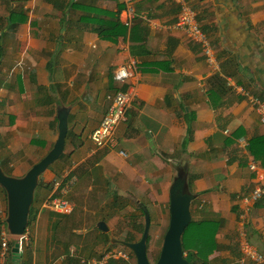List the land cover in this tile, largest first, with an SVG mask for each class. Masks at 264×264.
I'll list each match as a JSON object with an SVG mask.
<instances>
[{
    "label": "crops",
    "instance_id": "0c3cea01",
    "mask_svg": "<svg viewBox=\"0 0 264 264\" xmlns=\"http://www.w3.org/2000/svg\"><path fill=\"white\" fill-rule=\"evenodd\" d=\"M187 1L214 46L218 71L172 26L179 11L174 0H0L2 169L22 176L43 157L57 137L58 109L69 107L65 156L55 161H63L59 170L53 162L39 177L24 253L13 250L15 243L3 252L0 242V264H85L82 259H97L108 248H127L115 240L139 239L143 207L148 238H163L179 165L195 195L191 218L217 224L208 264H240L245 241L264 253V195L247 197L264 168V124L241 92L264 100V0ZM112 18L124 32L102 38L98 27ZM126 64L132 75L120 82L115 73ZM214 74L222 85L211 83ZM122 87L136 95L115 129L116 146L95 147L90 134L107 109L106 95ZM68 167L78 177L67 194L73 209L56 213L42 203ZM74 217L77 224L68 225ZM61 228L80 241H61L54 232ZM111 260L135 264L133 257Z\"/></svg>",
    "mask_w": 264,
    "mask_h": 264
},
{
    "label": "built area",
    "instance_id": "2783aa9c",
    "mask_svg": "<svg viewBox=\"0 0 264 264\" xmlns=\"http://www.w3.org/2000/svg\"><path fill=\"white\" fill-rule=\"evenodd\" d=\"M127 1V0H123ZM179 4V11L172 26L176 29L185 31L187 36L195 43H197L204 55L205 62L212 71H218L220 62L217 58L214 46L207 35L202 30L197 18L196 12L187 0H174ZM129 25V21L125 22ZM116 79L120 82H125L131 75V65H121L116 70ZM243 95H246L250 103L258 112L259 121L264 124V100L258 96L249 94L247 91L241 89ZM135 91L132 88L125 90H116L106 95L108 106L101 117L98 125L91 131L90 139L95 147H115L117 140L115 138V129L117 125L124 121L126 112L131 107L132 101L135 97ZM122 156H127L126 151L119 150ZM250 169H255L254 163L249 165ZM78 177L73 172L72 167L65 169L62 177L54 181V191L43 200L42 205L53 212L67 214L72 211L73 203L67 198V194L75 185ZM258 182L255 184L252 191L247 196L249 200H257L264 195V168L258 174ZM3 214V209L0 200V215ZM7 231L3 229L0 231L1 249L5 252L8 248ZM30 231L26 226L22 235L16 236L17 250L22 251L24 242L29 238ZM132 258V252L127 248H108L99 258L82 259L85 264H105L109 259H123L129 261ZM247 261L255 264H264V253L259 251L254 245L245 241L241 245V255L238 259L240 264ZM35 264V263H31Z\"/></svg>",
    "mask_w": 264,
    "mask_h": 264
},
{
    "label": "water",
    "instance_id": "95a60500",
    "mask_svg": "<svg viewBox=\"0 0 264 264\" xmlns=\"http://www.w3.org/2000/svg\"><path fill=\"white\" fill-rule=\"evenodd\" d=\"M68 108L62 107L57 111L58 133L52 147L43 157L33 163L22 176L7 174L0 166V186L6 194L4 222L7 232L11 235L18 236L24 233L39 177L63 152L67 133ZM168 192L169 220L158 257L154 262H150L147 256L146 240L150 217L146 208L143 207L144 227L139 239L136 241L115 240V242L130 249L135 258V264H189L192 260L191 252L183 253L181 235L191 220L190 204L195 195L189 189L187 172L182 165L176 167V174ZM97 226L103 231L108 230L104 221H99ZM17 245L18 243H15L13 250L17 249Z\"/></svg>",
    "mask_w": 264,
    "mask_h": 264
},
{
    "label": "trees",
    "instance_id": "16d2710c",
    "mask_svg": "<svg viewBox=\"0 0 264 264\" xmlns=\"http://www.w3.org/2000/svg\"><path fill=\"white\" fill-rule=\"evenodd\" d=\"M14 14H16L15 11H11V15L8 19V22H13ZM109 16H113L112 13L106 12ZM197 16V15H196ZM197 18V17H196ZM198 20V19H197ZM199 22V21H198ZM202 30H204L206 33V28L201 27ZM124 29L123 26L118 22L117 19L112 18L109 22L101 24V26L98 27V33L102 38H106L109 40H114L120 33H123ZM208 34V33H207ZM2 45L0 44V59L2 56ZM210 81L212 84L215 85H222V78L218 74H214L211 76ZM126 87H122L116 90H125ZM115 92V91H114ZM189 121H188V132H189ZM34 144L42 145L44 144L41 140H32ZM65 154L62 153L58 160L64 158ZM53 165V164H51ZM50 165V166H51ZM49 166V167H50ZM4 171L9 174L5 169ZM42 184V181L38 183L37 186H40ZM45 185H48V183H45ZM0 192L3 193V197L6 200V194L4 189L0 186ZM34 201H35V195L33 198V202L29 209L28 214V223L31 224L37 215V210L34 207ZM141 215L143 216L142 209L140 210ZM5 228V222L4 218L0 215V231L2 230V226ZM217 228V224L215 222H211L209 219H200V220H194L191 218L188 225L185 227L184 231L181 235V244H182V250L184 254H187L188 252L192 253V260L189 264H208V256L211 254V252L217 247L216 241H215V232ZM124 240L126 241H136L137 239H134L132 237H124ZM148 242V236L146 240V246ZM16 243V240H12L11 242H7L8 247L11 245H14ZM24 247V245H23ZM23 251V248H22ZM24 253V251H23ZM159 252L154 258V261L157 259ZM148 256V254H147ZM132 257H134L132 253ZM149 258V257H148ZM150 260V259H149ZM150 261V262H154ZM111 262H114V260L109 259L107 261V264H111ZM28 264V263H27Z\"/></svg>",
    "mask_w": 264,
    "mask_h": 264
},
{
    "label": "rangeland",
    "instance_id": "374dc122",
    "mask_svg": "<svg viewBox=\"0 0 264 264\" xmlns=\"http://www.w3.org/2000/svg\"><path fill=\"white\" fill-rule=\"evenodd\" d=\"M62 162L63 161L55 162L52 168L55 171L59 170L61 168L60 167V165H61L60 163H62ZM58 172H60V171H58ZM0 196H1V202H2L1 203L2 209L4 208V210H5L6 209V201H5L4 197H3V193L2 192H0ZM107 197H109V195H107ZM93 198H94V196L92 195V199ZM123 208H124V206H123ZM129 212H130V209L129 208L128 209H125V210H122V214L129 213ZM3 214H4V212H3ZM53 216H56V215L53 214ZM70 224L71 225L77 224L75 222V217H74V219L73 218H70V223L68 225H70ZM80 224H82V223H80ZM76 226H78V225H76ZM76 226L74 227V229L76 228ZM152 226L153 225L151 224V227ZM94 228H95V226L93 227V230L92 231L95 233L96 230ZM66 230L67 231H64V229H62V228L61 229H58V230H55L54 232H55L56 237H57V234H58L59 239H61V241L63 240V241L72 242V243H75V242L80 241V238L77 237V234H76L75 231H72V230L71 231H68V229H66ZM94 233H92V237H93V234ZM161 239L162 238H160V237L159 238H155L153 236V233H151V235L149 236V238H148V244H147V254H148V257H149L150 261H154L155 256L160 251V248H161ZM86 241L87 242L90 241V238H87ZM133 259L135 261V258L134 257H133Z\"/></svg>",
    "mask_w": 264,
    "mask_h": 264
}]
</instances>
